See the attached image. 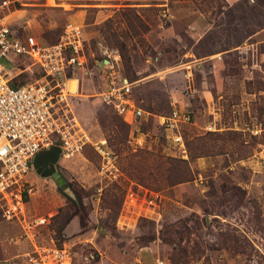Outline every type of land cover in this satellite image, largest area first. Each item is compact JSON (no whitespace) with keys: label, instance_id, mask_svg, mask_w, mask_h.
<instances>
[{"label":"rangeland","instance_id":"1","mask_svg":"<svg viewBox=\"0 0 264 264\" xmlns=\"http://www.w3.org/2000/svg\"><path fill=\"white\" fill-rule=\"evenodd\" d=\"M10 1L13 33L52 43L70 23L85 59L65 107L87 142L55 163L63 186L24 177L27 217L46 218L35 242L66 264H264V0ZM115 54L146 112L131 123L97 96ZM10 66L14 84L44 81L28 59ZM172 109L189 121L163 126ZM21 230L0 215V264H25Z\"/></svg>","mask_w":264,"mask_h":264},{"label":"built area","instance_id":"2","mask_svg":"<svg viewBox=\"0 0 264 264\" xmlns=\"http://www.w3.org/2000/svg\"><path fill=\"white\" fill-rule=\"evenodd\" d=\"M11 3L0 0V59L8 63L12 59H28L40 69L44 81L11 84L6 76L8 67L0 63V215L20 223V237L28 242V249L20 254L25 264H66L70 257L64 247L35 242V228L44 224L46 218L27 217L26 199L32 194V187L24 177L32 170L31 160L37 151L58 146L59 159H67L80 153L87 142L86 136L75 128L76 119L66 114L65 107V96L70 92L67 83L76 80L72 77L73 69L85 67V59L79 53V29L66 24L63 33L52 43L40 42L32 34L19 36L12 32L6 20ZM118 59L115 54L98 63L103 69L97 96L113 113L131 123L146 112L132 98V81L115 72ZM189 119L188 111L172 109L160 122L174 128ZM173 139L182 141L179 134ZM92 146L103 166H111L113 155L105 141H96ZM2 264L11 262L3 260ZM156 264L161 261L156 259Z\"/></svg>","mask_w":264,"mask_h":264},{"label":"water","instance_id":"3","mask_svg":"<svg viewBox=\"0 0 264 264\" xmlns=\"http://www.w3.org/2000/svg\"><path fill=\"white\" fill-rule=\"evenodd\" d=\"M0 63L5 67H11L10 63L3 59H0ZM59 153L60 149L58 146H50L46 149L37 151L31 160V168L38 176L52 177L59 186H63L64 181L55 168V163L59 159Z\"/></svg>","mask_w":264,"mask_h":264},{"label":"bare ground","instance_id":"4","mask_svg":"<svg viewBox=\"0 0 264 264\" xmlns=\"http://www.w3.org/2000/svg\"><path fill=\"white\" fill-rule=\"evenodd\" d=\"M75 79H71V80H69L68 81V83H67V86H68V88H69V90L71 91V87H72V81H74Z\"/></svg>","mask_w":264,"mask_h":264},{"label":"trees","instance_id":"5","mask_svg":"<svg viewBox=\"0 0 264 264\" xmlns=\"http://www.w3.org/2000/svg\"><path fill=\"white\" fill-rule=\"evenodd\" d=\"M11 84H14V83H12V82H11ZM57 216H58V213L56 214V216H55V217H57ZM56 231H57V232H59V231H60V228H59V226H57V227H56Z\"/></svg>","mask_w":264,"mask_h":264}]
</instances>
